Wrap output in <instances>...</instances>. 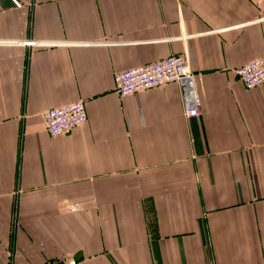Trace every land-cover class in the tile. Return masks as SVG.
I'll return each instance as SVG.
<instances>
[{
    "label": "crops",
    "instance_id": "0c3cea01",
    "mask_svg": "<svg viewBox=\"0 0 264 264\" xmlns=\"http://www.w3.org/2000/svg\"><path fill=\"white\" fill-rule=\"evenodd\" d=\"M182 53L198 117L177 82L116 91ZM259 57L264 0H0V264H264V84L236 71Z\"/></svg>",
    "mask_w": 264,
    "mask_h": 264
},
{
    "label": "built area",
    "instance_id": "2783aa9c",
    "mask_svg": "<svg viewBox=\"0 0 264 264\" xmlns=\"http://www.w3.org/2000/svg\"><path fill=\"white\" fill-rule=\"evenodd\" d=\"M32 46L36 41H25ZM237 74L247 89H254L264 84V57L256 58L237 70ZM116 91L120 96L159 87L170 82H177L181 89L186 118L201 115V102L198 96L194 71L190 56L186 53L174 54L161 60L138 65L115 74ZM47 129L51 135L70 134L77 126L89 119L84 100L74 101L51 108L44 113ZM79 205H72L76 209ZM46 264H81L74 259L49 261Z\"/></svg>",
    "mask_w": 264,
    "mask_h": 264
}]
</instances>
